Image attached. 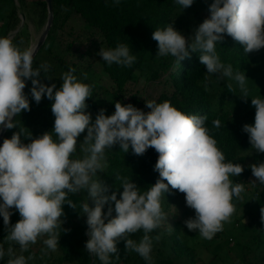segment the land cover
Returning a JSON list of instances; mask_svg holds the SVG:
<instances>
[{
	"label": "clouds",
	"instance_id": "1",
	"mask_svg": "<svg viewBox=\"0 0 264 264\" xmlns=\"http://www.w3.org/2000/svg\"><path fill=\"white\" fill-rule=\"evenodd\" d=\"M193 2L176 0L183 9ZM113 4L118 6L120 0H113ZM209 12L210 17L189 38L172 24L156 29L152 39L158 44L157 56L171 55L180 64L190 52H200V63L206 66L208 74L205 91H208L211 76L218 80L226 78L236 82L240 97L247 101L248 78L244 72L234 71L231 64L220 61L216 45L227 34L242 45L245 54L264 48V0H214ZM35 52L34 44L21 49L10 36L0 37V127H16L13 117L30 111L23 89L26 80L31 79L35 102L39 104L45 94L53 101L51 111L56 136L54 140L51 133L45 132L24 144L22 133L17 132L0 145V216L5 226L10 224V209L18 210L21 217L7 228V242L18 245L23 252L39 237L47 236L43 243L47 250L55 252L59 245L58 229L63 223L62 205L67 203L76 208L68 197L82 191L87 192L88 198L81 205L88 226L85 250L98 257L102 264H111L110 257L118 256L117 244L121 240L125 241L126 250L134 251L152 264L150 233L167 220L161 197L169 191V186L183 193L186 205L195 211L194 218L185 221L189 231L211 240L223 230L225 223L231 222L235 212L233 198H241L245 186L234 183L230 177L240 176L244 168L239 163L225 162L224 153L205 126L206 116L185 114L167 100L146 102L150 109L147 113L132 104L117 101L112 115H105L101 110L92 122L91 114L85 111L92 86L78 81L74 68L63 73L59 89L55 84L41 83V70L47 73L50 66L41 64L33 68ZM98 55L109 66L131 67L136 61L125 44L101 48ZM84 77L87 79L86 73ZM227 88L234 91L232 83H228ZM251 104L255 108L254 124H245L242 130L248 134L251 148L264 153V98L252 97ZM212 123L217 129L221 127L219 119ZM85 130L87 135L80 143L83 158L73 159L77 138ZM116 144L123 152L131 148L138 156L149 148L158 153L154 171L159 173V179L147 191L141 192L128 177L117 174L115 178L123 188L118 199L115 192L106 195L108 186L94 179L106 167L105 149ZM250 168L255 177L250 184L264 185V162L252 164ZM106 204L109 205L107 213L103 211ZM261 219L264 221V208H261ZM141 230L144 235L138 243L128 238ZM5 255L0 244V259ZM7 255L10 257L7 264H27L33 259L14 256L11 246Z\"/></svg>",
	"mask_w": 264,
	"mask_h": 264
},
{
	"label": "trees",
	"instance_id": "2",
	"mask_svg": "<svg viewBox=\"0 0 264 264\" xmlns=\"http://www.w3.org/2000/svg\"><path fill=\"white\" fill-rule=\"evenodd\" d=\"M213 2L214 0H194L190 7L183 9L176 0H120L118 6L113 4V0H53V27L45 44L33 59V68H38L41 64L49 65L47 73L41 70L39 79L48 86L55 84L57 89L63 83L61 79L63 73L74 68L73 74L78 81L92 86V96L86 99L85 109L91 114L92 122L101 110H104L105 115H112L117 101L124 105L132 104L147 113L150 109L146 107V102L162 103L167 100L185 114L206 116L205 126L217 141V147L224 153L225 162L239 163L244 168L242 174L234 177L232 181L242 183L249 189L250 183L255 180L250 165L264 162V153H257L251 148L248 134L242 130L245 124H254L255 108L240 106L234 111L240 95L236 82L233 85L234 91L230 92L226 88L214 99L210 82L216 79L210 77L208 91H205V76L208 74L206 66L200 63V52H190L189 57L179 64L171 55L157 56L158 44L152 39L156 29L166 28L169 24L186 38L193 36L198 26L210 17L209 6ZM0 4L2 6L5 4V7L0 8V37L10 36L21 49L23 43L30 38L28 22H33L41 29L47 23L48 9L45 0L34 3H28L26 0H3ZM72 14L83 20L84 29L76 32L71 28L69 32L67 31L68 19ZM22 18L26 19V23L22 24ZM21 41L23 43H20ZM117 44L127 45L130 54L136 56V61L131 67L116 64L109 66L98 55L101 48H115ZM216 53L222 63L231 64L234 71H242L246 77L249 72L255 71L252 70V65L257 55L262 56L264 62V48L245 54L242 45L227 34L220 43H217ZM98 67L100 72L97 70ZM257 67L258 72H261V85L257 93L264 98L263 64H258ZM85 73L87 79L84 77ZM141 77H146L147 83L163 85L162 92L154 100L146 98L144 92H133L137 90L136 86ZM25 83L24 94L29 100L30 111H22L14 117L16 127L8 129L3 140L10 139L17 132L22 133L21 142L24 144L30 143L32 139L40 137L45 132L51 133L55 140L53 132L55 117L51 111L53 101L45 94L37 104L31 95V79ZM216 119L221 121L219 129L212 123ZM86 135L87 130L77 138V151L73 156L82 153L80 143ZM3 140L0 145L3 144ZM250 150L254 151L252 155L244 154ZM157 159L158 153L152 148L138 156L133 154L131 148L125 153L119 144H116L105 149L106 167L102 172H98L94 179H100L108 186L109 191L106 195L115 192L118 199L123 188L120 181L115 178L117 174L128 177L141 192H144L159 179V173L154 171ZM182 196L185 195L169 186V191L161 198L166 200L168 208L171 209ZM252 198L255 199L256 208L246 212V218L238 219L234 224L237 226L239 223L246 224L248 219L250 224L257 227L253 230L255 234L253 239L255 244L261 247L264 246V221L261 219V208H264V185L253 186ZM68 199L75 203L76 208L67 203L62 205L63 223L58 229L59 245L55 252L46 249L43 241L47 236L39 237L35 244L29 245L27 251L21 253L15 251L19 246L5 240L7 228L21 219L15 208L10 209L12 215L9 226L4 225L3 217L0 216V244L4 249L9 244L13 248L14 256L33 257L27 264H102L98 257L85 250L88 226L81 205L87 200L80 192L70 194ZM89 203L91 204V201ZM112 206L114 207V202ZM105 207L103 211H107ZM224 233L222 230L215 236L221 238ZM161 234L164 241L170 245V254L160 259L158 264H203L199 243L191 242L184 223L175 218L170 224L167 219L160 228L150 233V236L153 238ZM143 235L141 230L128 238L138 243ZM195 235L200 236L199 233ZM117 248L118 256L110 257L111 264H131L134 251L126 250L124 240L118 242ZM250 252L248 250V253ZM9 259L6 254L0 259V264H7ZM246 259L247 256L242 258V261L245 262Z\"/></svg>",
	"mask_w": 264,
	"mask_h": 264
},
{
	"label": "rangeland",
	"instance_id": "3",
	"mask_svg": "<svg viewBox=\"0 0 264 264\" xmlns=\"http://www.w3.org/2000/svg\"><path fill=\"white\" fill-rule=\"evenodd\" d=\"M3 0H0V3ZM28 3H34L36 1L42 0H26ZM5 7L0 4V8ZM26 23V19L22 21V24ZM29 25V41H25L22 45V49L28 47L30 44H34L35 46L38 44L44 28H38L33 22H28ZM22 26V25H21ZM84 22L80 19L76 14H72L68 19L67 31L69 32L71 28H74L77 31L84 29ZM255 63L252 65V72H249L247 75V87L249 89V98L247 101L242 99L240 95L237 98L236 107L234 106V111L238 109L240 106H245L248 109H253L254 107L251 104V98L258 96L257 90L260 88V71L258 72V64H263L264 62L262 56L257 55L255 57ZM100 72V68L97 69ZM211 78L216 79L210 82V90L212 92V96L216 99L219 95V92L225 90L227 88L228 83L235 84V81H228L226 78L224 80H218L216 76H211ZM146 77H141L140 80L138 78V85L136 86L134 93L136 91L146 95V98L153 99L157 97L163 90V85L160 83H147L145 82ZM143 96L145 97V95ZM254 153L253 150L247 151L244 154L252 155ZM83 153L73 156V159L83 158ZM234 177H230L232 180ZM249 189L245 188V191L241 194V198H233V204L235 205V212L231 217L230 223H225L223 230L225 231L224 235L221 238L214 237L211 240L204 239L201 236L195 235L198 232L189 231L187 229L188 238L192 240V243H199L200 253H201V263L203 264H264V246L258 247L254 241V232L253 230L257 227L249 223L247 219L245 223H239L237 226V220L241 218H246V212L249 210H254L256 208L255 199L252 198V190L253 185L250 184ZM80 194L87 200V192L82 191ZM90 201V200H89ZM112 206V205H111ZM161 206L164 213L168 216L167 219L170 224L174 222V219L181 221L185 224V221L189 218H194L195 211L189 208L186 205L185 196H182L175 206H172L171 209L168 208L167 202L165 199L161 198ZM109 207V206H108ZM108 207L105 209L108 211ZM112 216L114 217L115 211L114 207ZM107 211H104L107 213ZM235 225V226H234ZM163 235L153 236V244H152V264H158L157 262L164 258L168 257L170 254L169 244H167L163 237ZM159 237V239H156ZM9 243V242H8ZM6 245L5 253L7 254V249L9 248ZM247 248V249H245ZM248 250L251 251L248 253ZM16 252H22L20 248L15 249ZM57 254V253H56ZM247 256L245 262L242 261V258ZM134 262H138V264H148L142 257H140L137 253H133V259L131 260V264ZM54 264V263H50ZM183 264V263H182Z\"/></svg>",
	"mask_w": 264,
	"mask_h": 264
},
{
	"label": "water",
	"instance_id": "4",
	"mask_svg": "<svg viewBox=\"0 0 264 264\" xmlns=\"http://www.w3.org/2000/svg\"><path fill=\"white\" fill-rule=\"evenodd\" d=\"M46 4H47V9H48V19H47V23L45 25L44 31L42 33V36L38 42V44L36 45V52L34 54V57L37 55V53L41 50L42 46L45 44L49 33L53 27V23H54V10H53V0H45ZM24 20V18H22ZM34 59V58H33ZM24 92V89H23ZM14 119V117H13ZM8 129L6 128H2L0 129V144L6 134Z\"/></svg>",
	"mask_w": 264,
	"mask_h": 264
}]
</instances>
